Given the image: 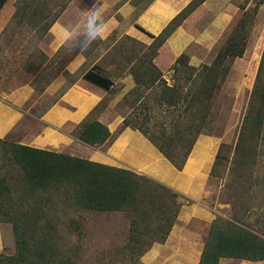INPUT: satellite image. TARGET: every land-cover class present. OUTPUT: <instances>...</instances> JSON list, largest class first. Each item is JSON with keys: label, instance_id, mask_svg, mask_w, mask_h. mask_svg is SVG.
<instances>
[{"label": "trees", "instance_id": "obj_1", "mask_svg": "<svg viewBox=\"0 0 264 264\" xmlns=\"http://www.w3.org/2000/svg\"><path fill=\"white\" fill-rule=\"evenodd\" d=\"M6 1L0 0V9ZM69 1L17 0L2 34L10 37L27 28L41 39ZM204 1L190 0L157 35L135 24L152 42L135 55L129 68L134 80L130 91L134 103L123 126L138 129L177 170L183 168L196 139L203 133L215 92L226 79L231 63L243 56L249 23L264 4V0H253V6L246 8L249 0H245L238 5L241 16L230 24L228 36L210 64L196 68L186 53H180L171 66L173 83L168 85L153 60L168 37ZM145 7L136 9V15ZM36 50L40 58L46 57L40 49ZM34 54L28 55L26 63L37 73L42 62L35 65L30 61ZM254 66L248 81L252 90L237 139L234 145L218 144L210 170V176L223 180L219 198L229 205L230 213L216 214L210 222L197 264H219L221 258L264 264V173L256 170L257 158L264 160V49ZM56 73L48 71L47 82ZM64 73L69 81L63 91L79 76L68 70ZM81 76L105 90L113 85L100 62ZM142 85L149 89L145 95L140 92ZM155 87H160L157 92ZM150 97L164 106L165 118L154 120L152 126L147 124L153 117L148 111ZM77 130L79 140L89 145L100 144L110 136L108 127L93 117L82 121ZM0 149V223L11 225L14 240L12 248L4 246L1 250L0 264H79L78 245L72 234L80 233L76 218H81L83 211L124 213L129 235L121 248L123 254H129L125 258L135 263L153 244L166 240L179 213L177 192L133 170L17 144L7 138L0 139ZM221 168L223 172H215Z\"/></svg>", "mask_w": 264, "mask_h": 264}, {"label": "crops", "instance_id": "obj_2", "mask_svg": "<svg viewBox=\"0 0 264 264\" xmlns=\"http://www.w3.org/2000/svg\"><path fill=\"white\" fill-rule=\"evenodd\" d=\"M14 1L7 0L0 9V33L15 10ZM189 1L150 0L146 7L136 15V5L132 3V0H70L51 26L48 35H53L56 51L62 45L60 26L74 24L81 19L84 12L91 9L101 11L103 18L110 25H115L110 35L115 33L117 39L123 38L135 44L149 45L152 38L136 28L135 24L157 35ZM208 1H204L195 10L201 12L203 6L212 14V20L207 27L199 31L194 30L192 27L196 18L193 16L194 11L158 49L153 61L165 78V74L169 72L168 69L177 56L183 53L182 51L189 56L190 64L196 66L195 64L198 63L196 60L201 62L202 58L207 56L206 51L213 45L214 37L222 31L214 26V13L207 5ZM225 17V23H228L230 15L225 13ZM178 42L180 45L176 47L175 44ZM194 46L201 49V52L194 50ZM190 50L191 54L188 53ZM87 53L74 52L67 62L66 69L70 73L81 69L84 72L94 63H99V57L90 62L92 60L88 59ZM81 74L70 87L62 91L59 97L47 106L44 104L28 105V100L34 94V89L28 82L10 92L0 94V139L7 138L17 144L67 153L106 165L127 168L146 175L179 194H188L192 198H200L209 192L210 170L220 143L218 137L199 135L184 167L177 170L138 129L123 126V120L131 110L130 102L126 101L128 93L134 87L131 73L129 71L118 75L106 73L113 80L110 90H105L83 79ZM63 83L64 79L57 80L55 85L52 84L45 89L44 95ZM33 108L38 113H35ZM92 115L93 118L106 125L110 131V136L104 142L95 145L80 141L77 133L81 122ZM201 136L207 138L200 142ZM181 209L164 243L153 244L140 258L142 264H155L154 259L161 257L164 253L166 259L178 255L183 258L185 264L198 263L204 240L202 243V238L198 237L200 234L195 231V228L201 225L202 229L208 230L210 222L215 217L216 208L212 210L207 209V206L198 207V209L194 206L190 208L182 206ZM194 220L197 221L193 222ZM177 225L179 229L175 230ZM3 236L0 223V252L5 246ZM190 257L194 258L193 263ZM225 261L229 264H262L236 258H221L219 264Z\"/></svg>", "mask_w": 264, "mask_h": 264}, {"label": "rangeland", "instance_id": "obj_3", "mask_svg": "<svg viewBox=\"0 0 264 264\" xmlns=\"http://www.w3.org/2000/svg\"><path fill=\"white\" fill-rule=\"evenodd\" d=\"M149 1L150 0H132V3L136 5V9L138 10L147 5ZM244 1L245 0H209L207 2L208 7L214 13V26L222 31L218 32L214 37V40L212 41L213 45H211V48L206 51L207 56L203 57L201 62L196 60L198 63L195 64L196 66L191 64L192 66L198 68L202 64H210L212 62L218 49L228 36L230 24L240 18L242 10L239 9L238 5L244 3ZM16 3L17 0L13 3L14 7ZM253 4L254 1L249 0L245 5L246 8H251ZM222 9H224V12ZM199 12V10L194 12L193 16L196 18L192 23V27L197 31L203 30V27H207L212 20V14L203 6L201 12ZM225 13L230 15V21L228 23H225ZM27 30V28H24L21 33H18L17 30L15 34H11L9 30V33H7L9 35L11 34L10 37L6 34L3 35L2 32L0 33V94L10 92L12 89L28 82L34 89V94L27 102L28 105L34 104L35 106H38L39 104H44L47 106L52 103L67 86L69 79L64 73V71H67V62L74 52L80 50H72L73 46L71 42H68L65 45H61V49H59L60 46L58 48L59 50L57 49L55 51L53 35H48L47 33L41 39H38V36L35 35L33 31ZM116 39L115 33L111 34L106 40L102 42L96 41L97 44L94 42L87 51H83L88 52L86 55L88 59L92 60L90 62H93L99 57V62L104 69V72L109 73L110 75H118L122 72H128L136 58L135 55H140L143 50H145L144 45H146L135 44L134 42H130L123 38H119L114 42ZM175 45L178 47L180 44L178 42ZM36 49H40L46 57L40 58L39 52H37ZM263 49L264 4L258 8L251 23H249L248 41L243 56L236 58L231 63V69L226 79L220 82V87L215 92L214 98L210 104V114L206 118V122L204 123L206 125H204L202 130L203 133L200 135H214L220 139V142L234 145L252 90V85L249 84L250 74L252 75L255 68L254 65L259 61ZM194 50L198 53L201 52V49L196 48V46H194ZM31 52L35 54L31 55L30 61L35 62V65L39 61L42 62V66L37 73H34L36 70L34 67L31 68L29 65L30 69L26 63L28 55ZM188 53L191 54V50ZM170 69L171 67L168 69L169 72L165 74L167 79L162 73V77L166 80L168 85L173 83V72ZM50 70L57 71V76L47 82L48 71ZM81 72L82 69L78 72L74 71L72 74L80 75ZM247 74H249V77L246 78ZM60 79H64V83L60 84L55 90H51L44 95L45 89L52 84L55 85L57 80ZM185 86L186 87H184L183 91H186L189 84ZM160 87H155L154 90L157 92ZM41 89H43V91H40ZM152 90L153 89H151V91ZM148 91L149 89H146L142 85L140 92L145 95ZM132 97L134 96L128 93L126 101H128V103L130 102V108H132V103H134V101H131ZM144 101L145 99L142 102ZM148 107V111L150 109L153 117L147 124L152 126L154 120L160 122L165 119L162 118V114H164V106H159L155 103L154 97L149 98ZM32 110H34L35 113H38L34 108ZM146 111L147 110H144L143 112ZM94 113L96 112L94 111ZM92 117L93 115L90 118ZM167 121H169V119H167ZM206 138L207 137L205 136H201L199 140L201 142ZM199 145H197V147ZM2 154V150L0 149V165ZM256 170L260 174L264 173V160L262 157L257 158ZM215 172H223V169H217ZM222 185L223 180L220 177L210 176L208 182L209 192L200 198H192L189 197L188 194L187 196L178 193L177 202L180 204L179 211L182 210V206L189 208L194 206L197 207V209L198 207L205 208L207 206V209L213 210L216 208V211L214 212L215 215H229V205L221 203L219 198V192ZM186 209L187 208H185V210ZM76 219H78L80 223V233H73L72 238L76 239L75 245H78L77 256L79 264H117L120 260L119 264H141L138 260L135 261V263H133L132 260H128L129 258L125 257L129 256V254H123L122 252L121 247L127 242L129 235L128 218L124 213L83 211L82 217ZM195 221L197 220H194L193 222ZM190 225L192 224L190 223ZM2 229L4 245L12 248L14 240L11 225L4 223L2 224ZM178 229L179 227L177 225L175 230ZM195 231L200 234L198 237L200 236L202 238L203 243V238L205 237L204 235H206L207 229H202L201 225H197ZM164 254H162L161 257L154 259V261H156L155 264H185L181 256L177 255L166 259ZM163 259H165L164 262L166 263L163 262ZM190 259L192 262L194 258L192 259V257H190ZM226 262L227 261H225V263L223 262V264H229Z\"/></svg>", "mask_w": 264, "mask_h": 264}, {"label": "clouds", "instance_id": "obj_4", "mask_svg": "<svg viewBox=\"0 0 264 264\" xmlns=\"http://www.w3.org/2000/svg\"><path fill=\"white\" fill-rule=\"evenodd\" d=\"M115 25H110L99 10L84 12L81 19L72 25H61V44L71 42L72 50L87 51L96 41L108 38Z\"/></svg>", "mask_w": 264, "mask_h": 264}]
</instances>
